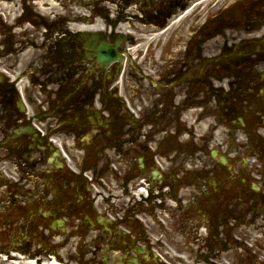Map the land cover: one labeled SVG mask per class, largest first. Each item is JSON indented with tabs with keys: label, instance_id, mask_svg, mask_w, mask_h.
Listing matches in <instances>:
<instances>
[{
	"label": "flooded vegetation",
	"instance_id": "1",
	"mask_svg": "<svg viewBox=\"0 0 264 264\" xmlns=\"http://www.w3.org/2000/svg\"><path fill=\"white\" fill-rule=\"evenodd\" d=\"M202 1L0 0V139L43 131L13 139L24 162L19 177L0 172L13 209L1 225L49 227L80 264H264V0ZM87 19L126 34L123 48L128 34L164 36L145 61L102 67L73 25ZM242 100L249 132L226 163L203 134L188 148L181 114L200 124Z\"/></svg>",
	"mask_w": 264,
	"mask_h": 264
},
{
	"label": "rangeland",
	"instance_id": "2",
	"mask_svg": "<svg viewBox=\"0 0 264 264\" xmlns=\"http://www.w3.org/2000/svg\"><path fill=\"white\" fill-rule=\"evenodd\" d=\"M210 5V4H209ZM208 5V6H209ZM207 9V8H206ZM141 35H144V36H147V34H141V33H138L137 34V37L139 38ZM184 33H181L180 34V36L179 37H177L176 38V41H177V43H179V42H181V41H183V37H184ZM146 41H144L143 39H141V41H140V43L139 44H141V45H143L144 43H145ZM176 43V44H177ZM139 48V47H138ZM137 48V49H138ZM168 50H169V46L166 48V50H165V55H166V53L168 54ZM136 51V50H135ZM5 193L3 192V191H1L0 190V199L2 198V199H4L3 201H2V205H3V203H5ZM2 205H0V209L2 210ZM3 206H5V205H3ZM11 206H8V207H5V210H2V212L6 215V212H9V213H12V207L10 208ZM0 210V211H1ZM3 219H4V217H2V219H0V221L2 222L3 221ZM3 228H1V226H0V231L2 230ZM4 230V229H3ZM30 230H32V229H30ZM0 252H2V253H0V264H2V260H1V258H2V256L4 257V256H10V255H12V251L11 250H13V249H16V248H13V247H19L18 245H14L13 243V245L12 244H9V243H11V242H9V241H11V240H6V239H3V236H0ZM8 244V245H7ZM20 248H24V249H29V250H31V251H33V253H36V254H38V255H42V254H39V251L37 252V249H36V246H35V244L34 243H32V245L30 246V244L29 245H27V246H25V244H24V246H22V247H20ZM55 252H59L58 250H55ZM2 254V255H1ZM25 256H30L29 254H27V255H25ZM43 256H45V257H43V258H41V261H39V262H37V260H35L36 258H28V257H22V258H17V257H14V256H10L9 257V260L7 261V262H5V261H3V262H5V263H7V264H9V263H11V262H13V264H31V261L32 262H37V264H50V262H48L49 261V259L50 258H48L47 259V254L46 255H43ZM30 260V261H29ZM51 260V259H50ZM62 260H63V263H65V264H69V258L67 257V256H62ZM65 261V262H64ZM73 264H75V263H73Z\"/></svg>",
	"mask_w": 264,
	"mask_h": 264
},
{
	"label": "water",
	"instance_id": "3",
	"mask_svg": "<svg viewBox=\"0 0 264 264\" xmlns=\"http://www.w3.org/2000/svg\"><path fill=\"white\" fill-rule=\"evenodd\" d=\"M106 46H107V48H106ZM104 47H105V49H103L104 50V54H101V52H100V56H102L103 58H105V59H112V51L113 50H115V47L113 46V45H110V44H104ZM105 50H107V54H105Z\"/></svg>",
	"mask_w": 264,
	"mask_h": 264
},
{
	"label": "bare ground",
	"instance_id": "4",
	"mask_svg": "<svg viewBox=\"0 0 264 264\" xmlns=\"http://www.w3.org/2000/svg\"><path fill=\"white\" fill-rule=\"evenodd\" d=\"M51 263H52V264H63V263L61 262V258H60V256H57V258L53 259ZM2 264H7V263H5V262L2 261ZM9 264H13V262H11V263H9Z\"/></svg>",
	"mask_w": 264,
	"mask_h": 264
}]
</instances>
